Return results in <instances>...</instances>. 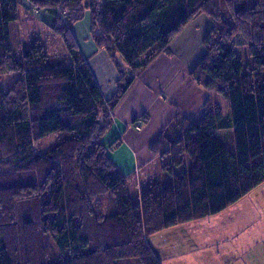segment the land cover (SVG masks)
<instances>
[{
  "label": "trees",
  "instance_id": "16d2710c",
  "mask_svg": "<svg viewBox=\"0 0 264 264\" xmlns=\"http://www.w3.org/2000/svg\"><path fill=\"white\" fill-rule=\"evenodd\" d=\"M91 1L0 0V75H17L0 89V264H162L149 236L222 212L264 183V0ZM22 6L45 27L30 44ZM84 10L93 40L124 60L108 100L72 30ZM200 14L212 26L190 74L231 110L210 100L198 117L176 115L151 148L173 183L157 181L133 200V178L120 174L104 142L113 110ZM57 44L64 54L55 58ZM48 241L70 257L47 256Z\"/></svg>",
  "mask_w": 264,
  "mask_h": 264
},
{
  "label": "crops",
  "instance_id": "0c3cea01",
  "mask_svg": "<svg viewBox=\"0 0 264 264\" xmlns=\"http://www.w3.org/2000/svg\"><path fill=\"white\" fill-rule=\"evenodd\" d=\"M20 15L22 21L21 9ZM27 18L30 17L27 15ZM197 20L173 41L171 54L162 53L141 72L113 110L114 125L104 142L120 174L133 178L128 188L133 200H140L142 191L157 181L161 184L164 181L167 186L173 183V177L162 172L160 158L153 154L151 148L176 115L182 113L189 118L198 117L210 96L215 99L216 110L224 113L231 110L228 105H225V110L218 107V94L208 93L191 77V69L206 53L203 39L212 26L206 16ZM72 30L105 99L112 98L118 91L119 77L114 74L107 80L104 75L99 77L103 74L101 70L111 69L105 49L97 45L92 34L90 39L86 38L85 46L81 45L75 29ZM189 160H186V169L193 164L191 160L188 163ZM181 170L179 167L176 172ZM253 194L249 193L246 199L252 198L253 202ZM247 205L250 207L236 213L230 222L232 226L228 233H231L232 244L227 249H219L214 244L205 247L206 242L211 244L214 241L211 236L202 240L199 235L198 225L201 222L205 224L212 215L159 231L149 236L147 241L161 261L166 259L169 263L172 259L173 264H264V206L261 200L252 204L249 201ZM162 232L163 237L160 235ZM126 261V264H131L130 260Z\"/></svg>",
  "mask_w": 264,
  "mask_h": 264
},
{
  "label": "rangeland",
  "instance_id": "374dc122",
  "mask_svg": "<svg viewBox=\"0 0 264 264\" xmlns=\"http://www.w3.org/2000/svg\"><path fill=\"white\" fill-rule=\"evenodd\" d=\"M91 2L92 1L90 0L89 3H91ZM21 14H22V26H23L22 27L23 42L25 44H30L32 39L36 35H38V33H42L45 30L44 29L45 27H44V25H42V22H41L42 16H41V14L38 13V11H31L29 8H27V6L21 7ZM27 15L31 19L34 18V20L27 18ZM200 16L205 17L206 15H203V14L198 15L197 17H195L194 21H192L189 24V26L194 24L195 21L198 22L199 20H197V19ZM73 29H75L76 34L78 35V38L80 39V44L85 46L86 38L90 39V35L93 31L91 12L84 10V15L82 16V18L79 21L75 22ZM21 48H22L21 49L22 51L25 50V47H21ZM237 50H239V54L244 58L245 61H247V62L251 61L249 52L247 54L248 50H247L246 46H240L237 48ZM21 52H20V54H21ZM63 54H64L63 46H60L59 44H57L55 46L54 50L52 51V56L53 57L58 56V55L61 56ZM105 54L107 56L106 61H107V63H109L108 65H109V67H111V69L110 68H106L104 70L100 69L103 74H101L99 77L101 78L104 75L106 80H107V77L110 78L114 74L118 78L120 74H119V68L117 66V63L124 64V60H123L122 56L117 53V62H116V60L112 57V55L109 54V52L107 50H105ZM92 61H94V60L92 59ZM92 66H93V62H92ZM15 79H17V75H13V74L0 75V89L1 90H7L8 88H10L14 84ZM217 96H219V100H217L218 107L222 108V110H225V107H226L225 105L230 106L229 100H227L222 95H217ZM210 100H211V104L214 105L215 99L214 98L212 99L210 96L209 100L207 102H209ZM54 139H55L54 135H49V137L44 139L43 142L40 143V145H37L38 150H40L42 153L44 151H46L48 149V147L54 142ZM257 159L258 158H256L254 161L256 162ZM189 162H191V161L189 160L188 163ZM162 186L167 187V185H165L164 181L162 183ZM134 188L136 189V191H138L136 184H135ZM251 192L254 193L253 194L254 195L253 202H252V198H251V200H250V198L246 199L247 196H245L244 198L237 201L235 204L228 206V208H225L224 211L219 212L217 214H214V215H212V217H208L207 218L208 220L206 221L205 224L204 223L202 224V222H201L200 225H198V231H199V235H200L201 239L205 240V239H207V237L211 236V239L214 241V243H211V244L206 242L205 247H208V246L214 244V247H219V249H220V247L223 249H227L229 247V245L232 244V241H231L232 238L229 236L231 233H228V232L231 230V226H232V225L230 226V222L234 219L233 217L237 216L236 213H240L242 209H247L248 207H250L247 205L249 203V201L252 204V203L257 202L258 200H261V202L263 203V206H264V183L259 185L256 189H254ZM135 196H136V192H135ZM135 196H134V199H135ZM106 203H107V201L105 202V204ZM234 213L236 215H232ZM262 217H264V212L262 213ZM229 226H230V228H229ZM160 235L163 237L164 232H162ZM156 238H158V237H156ZM158 240L160 242V239H158ZM160 243H162V241ZM152 244H153V242H152ZM153 245L156 246V244H153ZM46 246H48L50 248L48 253H47V256H49L50 258H52L54 260H59V258L60 259H67L70 257V254L62 255L60 253V251L55 247V245L51 241H48ZM174 259L176 260V258H174ZM133 260H135L136 262L131 261V264H140L138 259H133ZM171 260H169V263H168V261L165 259L162 261V264H173ZM175 262H178V261H175ZM126 263H128V261H126V262L122 261V264H126Z\"/></svg>",
  "mask_w": 264,
  "mask_h": 264
}]
</instances>
